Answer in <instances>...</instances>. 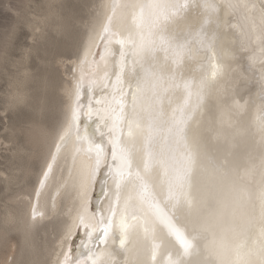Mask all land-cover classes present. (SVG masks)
<instances>
[{
  "label": "bare ground",
  "instance_id": "bare-ground-1",
  "mask_svg": "<svg viewBox=\"0 0 264 264\" xmlns=\"http://www.w3.org/2000/svg\"><path fill=\"white\" fill-rule=\"evenodd\" d=\"M53 1L61 0H46L38 19L43 25L61 17ZM172 2L180 6L167 30L172 49L130 55L123 72L120 144L127 169L116 191L118 206H127L130 236L145 239L147 228L182 264H205L203 229L217 205L243 204L252 214L264 192V0ZM66 24L63 18L57 23ZM23 72L11 83L10 100L15 94L24 101V83L17 87L28 78ZM42 128L36 124L32 143ZM29 193L11 201L28 211ZM7 211L5 216H15ZM53 225L60 227L55 217L40 220L31 242ZM173 229L190 243L186 253ZM19 239L10 237L13 244ZM150 244L147 239L146 249ZM52 247L47 243L46 252Z\"/></svg>",
  "mask_w": 264,
  "mask_h": 264
},
{
  "label": "snow or ice",
  "instance_id": "snow-or-ice-1",
  "mask_svg": "<svg viewBox=\"0 0 264 264\" xmlns=\"http://www.w3.org/2000/svg\"><path fill=\"white\" fill-rule=\"evenodd\" d=\"M179 7L172 0H104L83 24L82 36H73L63 26L57 28L64 44L76 56L69 76L71 82L41 81L40 89L52 88L61 104L58 115L33 140L28 175L34 176L35 184L27 200L28 211L6 216L0 222V248L4 250L0 264H145V256L148 264H182L147 228L144 237L150 239V247H130L127 206H118L116 191L127 169L120 136L122 77L128 57L135 58L162 46L166 39L163 29ZM38 23L32 24V40L46 42L47 33L42 27L37 34ZM7 42L6 35L5 53ZM52 47H56V42H52ZM24 51L31 53L33 49ZM54 55L59 57L62 53ZM58 62L65 63L63 59ZM23 83L18 81L17 87ZM22 100V96L13 94L0 115L7 120L8 112L15 114ZM46 108V104H39L31 111ZM35 128L33 115L22 116L15 135L32 140ZM46 216L55 217L60 224L59 236L47 252L54 259L37 258L31 244L33 230ZM13 232L20 236L16 244L10 240ZM173 233L186 253L190 243L175 229ZM117 249L124 258L117 255Z\"/></svg>",
  "mask_w": 264,
  "mask_h": 264
},
{
  "label": "rangeland",
  "instance_id": "rangeland-1",
  "mask_svg": "<svg viewBox=\"0 0 264 264\" xmlns=\"http://www.w3.org/2000/svg\"><path fill=\"white\" fill-rule=\"evenodd\" d=\"M98 3L99 0H61L60 4L54 2L59 10L57 15L61 17L53 16L51 23L43 25L38 19L47 10L46 0H0V113L5 111V104L10 101V94L13 92L11 83L20 79L24 70L28 74L24 82L25 98L18 105L16 113L9 111L7 120L0 115V222L9 209L15 216L25 210L23 202H12L11 198L31 189L35 184L34 176L28 175V169L32 165L33 143L28 138L15 135L20 118L31 114L36 124L47 127L50 120L58 115L61 98L52 88L42 91L41 81L69 82L66 74L70 73L72 65L67 62L63 67L58 60L66 61L76 56L74 50L66 46L58 35L56 30L61 26L57 23L60 18L67 20L63 27L73 36L80 37L83 35V24L94 14ZM36 22H39L37 26L40 25L46 31V42L34 43L32 40V24ZM39 29L37 28V34ZM6 35L8 42L5 53L3 41ZM53 41L56 42L55 48L52 47ZM28 48L33 51L25 53L24 49ZM54 53L62 55L57 57ZM39 104H46L47 108L33 113L31 108ZM41 231L34 235L31 242L33 252L39 259H50L45 245H54L60 227L53 225L48 228L47 233ZM10 237L19 239L16 232L11 233Z\"/></svg>",
  "mask_w": 264,
  "mask_h": 264
},
{
  "label": "clouds",
  "instance_id": "clouds-1",
  "mask_svg": "<svg viewBox=\"0 0 264 264\" xmlns=\"http://www.w3.org/2000/svg\"><path fill=\"white\" fill-rule=\"evenodd\" d=\"M167 30L168 27L163 29L166 37L164 44L154 47L152 52L165 51L167 54L172 49ZM183 54L193 55L189 52ZM257 199L258 205L252 214L243 204L217 205L203 229L206 233L203 249L207 257L205 264H264V192ZM130 239L133 249L147 248V239L135 236Z\"/></svg>",
  "mask_w": 264,
  "mask_h": 264
}]
</instances>
